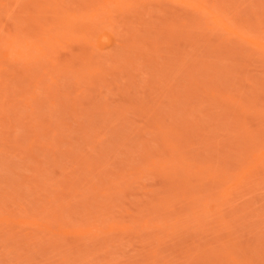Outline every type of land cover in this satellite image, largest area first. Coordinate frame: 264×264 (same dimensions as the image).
<instances>
[{
    "label": "rangeland",
    "instance_id": "1",
    "mask_svg": "<svg viewBox=\"0 0 264 264\" xmlns=\"http://www.w3.org/2000/svg\"><path fill=\"white\" fill-rule=\"evenodd\" d=\"M0 264H264V0H0Z\"/></svg>",
    "mask_w": 264,
    "mask_h": 264
}]
</instances>
